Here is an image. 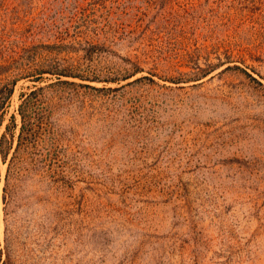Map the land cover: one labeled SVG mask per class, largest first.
<instances>
[{"label":"rangeland","instance_id":"374dc122","mask_svg":"<svg viewBox=\"0 0 264 264\" xmlns=\"http://www.w3.org/2000/svg\"><path fill=\"white\" fill-rule=\"evenodd\" d=\"M0 88V264H264V0H0Z\"/></svg>","mask_w":264,"mask_h":264},{"label":"trees","instance_id":"16d2710c","mask_svg":"<svg viewBox=\"0 0 264 264\" xmlns=\"http://www.w3.org/2000/svg\"><path fill=\"white\" fill-rule=\"evenodd\" d=\"M43 73H50L51 75H54L56 77V81L43 86H37L27 94L21 95L22 101L18 106V114L20 116L21 125L16 136L17 143L9 159L8 155L13 147L14 140V132L12 131L11 127L14 126L13 115L11 116L12 125L7 124L5 131L0 137V156L2 162L6 163L8 159L5 177L6 180L8 179L10 172H12L13 175L18 176L22 170L28 169L29 166L33 169V167L39 163H46V158L43 157V154L37 150V135L40 131L39 129L43 128L44 124H47V117L49 116V106L46 103L48 99L46 98L45 90L57 83L75 84L74 82L61 80V76L77 77L83 80H89L91 77L74 72L72 68L55 67L54 69L44 68L39 70L38 76L37 72L34 74V76L32 75L34 77L33 80L41 82L43 79H47L42 77ZM91 79H95L94 76ZM5 90L4 88H0V101L2 98H7L11 92V89L7 91ZM30 148L36 150L37 152H30ZM24 151H27V154H33L29 157H25ZM49 161L52 163V158H50ZM3 264H8V262L4 261Z\"/></svg>","mask_w":264,"mask_h":264}]
</instances>
